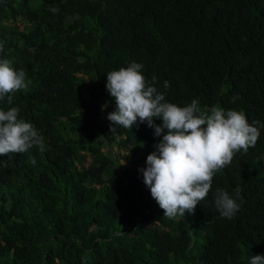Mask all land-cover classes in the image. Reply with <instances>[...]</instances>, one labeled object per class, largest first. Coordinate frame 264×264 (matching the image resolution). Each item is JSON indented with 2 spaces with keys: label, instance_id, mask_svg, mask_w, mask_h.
<instances>
[{
  "label": "trees",
  "instance_id": "trees-1",
  "mask_svg": "<svg viewBox=\"0 0 264 264\" xmlns=\"http://www.w3.org/2000/svg\"><path fill=\"white\" fill-rule=\"evenodd\" d=\"M0 58L28 83L0 109L17 107L45 145L0 156V264H250L264 255V0H0ZM133 61L150 84L156 76L165 102L195 99L203 111L260 122L255 147L216 173L195 214L163 217L143 182L162 136L139 121L111 131L107 73ZM218 188L240 189L231 220L215 207Z\"/></svg>",
  "mask_w": 264,
  "mask_h": 264
},
{
  "label": "clouds",
  "instance_id": "clouds-1",
  "mask_svg": "<svg viewBox=\"0 0 264 264\" xmlns=\"http://www.w3.org/2000/svg\"><path fill=\"white\" fill-rule=\"evenodd\" d=\"M55 11V9H53ZM143 65L131 62L127 67L107 73L106 89L115 100V111L108 114L111 131L129 129L146 123L154 129V135L162 139L155 151L147 156L146 168L140 169L143 182L150 189L151 197L163 210V217L176 219L185 214H195L200 202L212 188L216 173L231 164L236 153H247L260 137L259 121L249 123L241 111L227 110L219 106L203 111L198 100L188 106L165 102V94L151 84L142 74ZM24 70H16L8 59L0 58V100L21 89H27ZM164 82V88L169 87ZM104 108L107 105L103 106ZM19 109H0V156L11 158L23 154L34 146L43 153V137L34 126L18 119ZM162 120L157 125L155 121ZM35 164V160L31 161ZM242 199L240 189L235 197L228 191L217 189L214 202L222 218L233 219L239 212ZM250 264H264V255H253Z\"/></svg>",
  "mask_w": 264,
  "mask_h": 264
},
{
  "label": "rangeland",
  "instance_id": "rangeland-1",
  "mask_svg": "<svg viewBox=\"0 0 264 264\" xmlns=\"http://www.w3.org/2000/svg\"><path fill=\"white\" fill-rule=\"evenodd\" d=\"M18 26H21V23H17ZM123 138V137H122ZM117 139H121V138H117ZM112 150H119L120 152H123V148H120L117 144H113L112 145ZM122 161V164H125V161L124 160H121Z\"/></svg>",
  "mask_w": 264,
  "mask_h": 264
}]
</instances>
